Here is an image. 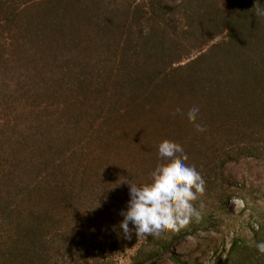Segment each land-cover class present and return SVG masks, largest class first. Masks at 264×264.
<instances>
[{
	"label": "trees",
	"instance_id": "1",
	"mask_svg": "<svg viewBox=\"0 0 264 264\" xmlns=\"http://www.w3.org/2000/svg\"><path fill=\"white\" fill-rule=\"evenodd\" d=\"M164 140L206 181L203 219L126 240L119 182L151 183ZM242 159L264 167V0H0V264H157L240 193L226 229L249 208L259 228L221 264H264V206L226 173Z\"/></svg>",
	"mask_w": 264,
	"mask_h": 264
},
{
	"label": "clouds",
	"instance_id": "2",
	"mask_svg": "<svg viewBox=\"0 0 264 264\" xmlns=\"http://www.w3.org/2000/svg\"><path fill=\"white\" fill-rule=\"evenodd\" d=\"M199 113V107H194L187 120L197 132L204 133L207 129L198 123ZM158 152L160 160L166 163L157 165L151 173V183L138 185L126 179L119 182L128 184L130 199L126 210L120 212L122 221L113 226V231L126 240H131L133 235L138 242L148 237L159 240L179 234L203 219L205 204L201 197L206 192V181L201 173L186 163L189 157L176 142L164 140ZM254 245L258 255L264 256V240Z\"/></svg>",
	"mask_w": 264,
	"mask_h": 264
},
{
	"label": "rangeland",
	"instance_id": "3",
	"mask_svg": "<svg viewBox=\"0 0 264 264\" xmlns=\"http://www.w3.org/2000/svg\"><path fill=\"white\" fill-rule=\"evenodd\" d=\"M170 4V3H169ZM226 173L229 177H232L234 183L237 185H243L249 187V191L246 193V197L253 205L264 206V167L260 163H256L254 160L246 161L242 159L239 163L231 164L227 167ZM239 186L237 188H239ZM239 195L230 199V202L226 209L230 212V216L226 217L223 226H218L216 229L200 232L196 236L187 237L184 240L176 242L167 252L163 254V258L157 264H174L171 260V256L175 253L181 259V261H189L190 264H221L222 261L227 259L228 253L231 249L234 239L242 235L243 231L247 239L254 237L253 230H258L257 219H250L251 208L246 210L244 220L246 223L239 221L235 224V228L228 231L226 229L227 224H233V220L240 216L241 211L246 208V203ZM245 196L244 194H242ZM250 219V220H249ZM245 228V229H244ZM222 230L227 233L226 243L219 244L217 250L206 245L205 239L215 238L222 236L223 233L217 231ZM214 244V243H212ZM200 245V247H197ZM209 246V247H208Z\"/></svg>",
	"mask_w": 264,
	"mask_h": 264
}]
</instances>
